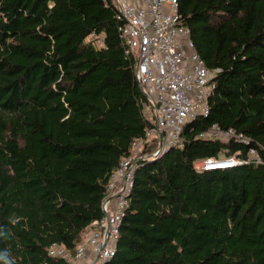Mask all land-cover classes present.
Listing matches in <instances>:
<instances>
[{
  "label": "trees",
  "instance_id": "obj_1",
  "mask_svg": "<svg viewBox=\"0 0 264 264\" xmlns=\"http://www.w3.org/2000/svg\"><path fill=\"white\" fill-rule=\"evenodd\" d=\"M215 85L183 145L138 159L106 264H264V0H177ZM111 0H0V252L67 264L152 122ZM215 127L226 140L200 136ZM152 146V145H151ZM253 149L256 158H249ZM215 157L243 161L199 169ZM2 264V262H0Z\"/></svg>",
  "mask_w": 264,
  "mask_h": 264
},
{
  "label": "built area",
  "instance_id": "obj_2",
  "mask_svg": "<svg viewBox=\"0 0 264 264\" xmlns=\"http://www.w3.org/2000/svg\"><path fill=\"white\" fill-rule=\"evenodd\" d=\"M111 1L117 9L125 53L133 59L135 77L148 99L144 109L152 110V124L144 138H139L143 141L141 147H137L139 139H136L130 154L122 158L111 173L101 202L103 214L82 229L74 252L62 244L54 243L49 247L50 255L63 256L67 264H85L82 261L88 249L89 264H106L112 258L133 185L136 161L158 158L169 148L183 145L181 132L185 122L208 112L207 97L215 85L212 76L218 71L209 70L197 53L190 31L177 11V0ZM149 134L157 137L151 139ZM200 136H216L222 140L240 137L231 129L223 132L215 127ZM248 155L257 157L253 149ZM241 162L236 157H209L194 165L210 170Z\"/></svg>",
  "mask_w": 264,
  "mask_h": 264
},
{
  "label": "rangeland",
  "instance_id": "obj_3",
  "mask_svg": "<svg viewBox=\"0 0 264 264\" xmlns=\"http://www.w3.org/2000/svg\"><path fill=\"white\" fill-rule=\"evenodd\" d=\"M144 114L147 116V117H149V120L151 119V116H152V110H151V108L149 107V108H147V109H144ZM154 137H157V135L155 136L154 134H149V138H151V139H153ZM140 139H142V138H140ZM136 140V142L138 143L137 144V147L138 148H140L141 147V143L143 142L142 140ZM152 147H154V145L152 146ZM225 161H231V160H225ZM74 250H75V248L72 250V252H74ZM85 262V264H89L88 262V260H85L84 261ZM83 263V262H82ZM77 264H81V262H77Z\"/></svg>",
  "mask_w": 264,
  "mask_h": 264
},
{
  "label": "clouds",
  "instance_id": "obj_4",
  "mask_svg": "<svg viewBox=\"0 0 264 264\" xmlns=\"http://www.w3.org/2000/svg\"><path fill=\"white\" fill-rule=\"evenodd\" d=\"M0 262H2V264H12L9 253L6 250L0 252Z\"/></svg>",
  "mask_w": 264,
  "mask_h": 264
},
{
  "label": "crops",
  "instance_id": "obj_5",
  "mask_svg": "<svg viewBox=\"0 0 264 264\" xmlns=\"http://www.w3.org/2000/svg\"><path fill=\"white\" fill-rule=\"evenodd\" d=\"M87 256L84 258V260L82 262H84L85 260H88L89 261V258H90V249L87 250Z\"/></svg>",
  "mask_w": 264,
  "mask_h": 264
},
{
  "label": "bare ground",
  "instance_id": "obj_6",
  "mask_svg": "<svg viewBox=\"0 0 264 264\" xmlns=\"http://www.w3.org/2000/svg\"><path fill=\"white\" fill-rule=\"evenodd\" d=\"M223 163H226V162H223ZM229 164H226V165H221V168H225V167H228Z\"/></svg>",
  "mask_w": 264,
  "mask_h": 264
}]
</instances>
